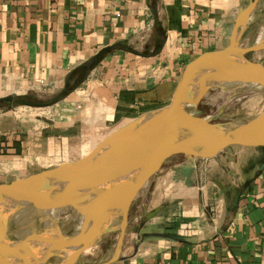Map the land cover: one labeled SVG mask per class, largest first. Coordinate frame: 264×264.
I'll return each mask as SVG.
<instances>
[{
    "label": "crops",
    "instance_id": "1",
    "mask_svg": "<svg viewBox=\"0 0 264 264\" xmlns=\"http://www.w3.org/2000/svg\"><path fill=\"white\" fill-rule=\"evenodd\" d=\"M244 4L0 0V96L68 89L45 119L0 118V183L33 161L54 163L68 141L90 148L113 128L165 106L186 64L227 44ZM178 165L152 177L149 197L132 214L130 202L114 259L108 261L117 232L108 231L74 264H264V145L223 147L201 159L191 183Z\"/></svg>",
    "mask_w": 264,
    "mask_h": 264
},
{
    "label": "water",
    "instance_id": "2",
    "mask_svg": "<svg viewBox=\"0 0 264 264\" xmlns=\"http://www.w3.org/2000/svg\"><path fill=\"white\" fill-rule=\"evenodd\" d=\"M255 3L256 0H247L238 8L225 46L204 51L186 64L165 106L142 113L116 127L75 160L62 161L56 166L0 183V264H51L46 259L51 255L58 256V251L67 247V256L53 264H74L78 254L95 242L93 236L105 218L117 214L118 224L107 228V232H117L114 250L108 260L111 261L119 250L132 198L164 158L182 153L187 162L175 170H181L187 177L195 167V157L215 155L229 144L264 145V108L257 113V126L238 130L183 107L186 99L195 98L197 101L207 87L219 85L213 81L217 74L229 75L241 83H257L264 88V65L244 55L248 49L264 46V42L250 47L238 44ZM105 49L97 51L84 64L88 65ZM199 71H206L203 86L200 90H192L191 81ZM67 90L63 86L47 100H29L19 94H6L0 96V103L46 106L60 99ZM71 170L84 172L72 174ZM96 191L99 193L92 194ZM19 199L71 206L81 216L77 231L72 235L54 237L41 230L18 240H8L9 205ZM53 228L57 231L58 226ZM33 239L47 243L43 253L37 252L29 243Z\"/></svg>",
    "mask_w": 264,
    "mask_h": 264
},
{
    "label": "rangeland",
    "instance_id": "3",
    "mask_svg": "<svg viewBox=\"0 0 264 264\" xmlns=\"http://www.w3.org/2000/svg\"><path fill=\"white\" fill-rule=\"evenodd\" d=\"M243 2L246 3V0H243ZM260 33L262 35H260ZM259 42H264V0H256V3L252 11L249 13V17L247 18L244 28L238 38V44L242 47L255 46L256 43ZM244 55L248 59L264 65V46L248 49L245 51ZM33 89L34 90L26 92L21 96L29 100H47L55 93L54 91L44 90L43 87ZM192 102H194V106L190 107ZM56 105V102L46 106H10L0 103V118L2 119V117L10 116L22 119H26L27 117L45 119V117H48L53 113ZM263 108L264 88L247 82H237L228 83V85H213L207 87L197 101L195 98H191L188 110L190 112L193 111L194 114L199 116L207 117L210 121L226 123L233 122L235 120L243 121L254 117ZM91 147L89 148V145L85 144L84 141H74L73 143L72 141H68V143L64 144L63 151L54 163L53 161L50 163H35V161H33L31 163L32 168L28 167L26 171H24L21 175H18L16 178L25 177L28 173L30 174V171L32 170L35 172L41 169L56 166L62 161L75 160L85 155ZM184 159H186V157L182 153H174L164 158L159 165V168L155 171V174L149 177L145 183L141 184L142 187L139 186L140 188H138L131 201L129 213L132 214V211L136 207V203H138L141 198L143 199L144 196H146V198L149 197L148 185L152 177H163L166 173H172V168L178 165L179 161ZM201 159H203V157L194 158L195 166L198 167ZM182 163H179V165ZM180 171L181 170H179L178 174L182 175L183 178L186 177ZM193 171H195L194 168L185 178L189 183L193 182V179L191 178ZM26 204L27 203L20 204L16 202L13 207H11L6 225V236L8 240L21 239L22 233L19 228L28 225L30 221H32L31 229H33V233L40 232L42 230V225L37 219L39 217L38 214H30V210L27 207H24ZM14 217L17 218L14 219ZM22 218L24 219L21 220ZM53 220L54 224L58 226L57 231L60 235H72L75 231H77V226L80 223L81 216L71 206L66 205L58 211ZM55 225H53V227ZM113 233L114 234L108 236L110 243H112L116 237L115 232ZM59 259L60 258L58 256L51 255L48 259H46V262L53 264L59 262Z\"/></svg>",
    "mask_w": 264,
    "mask_h": 264
},
{
    "label": "bare ground",
    "instance_id": "4",
    "mask_svg": "<svg viewBox=\"0 0 264 264\" xmlns=\"http://www.w3.org/2000/svg\"><path fill=\"white\" fill-rule=\"evenodd\" d=\"M260 35H262V34L260 33ZM205 72L206 71H202V72L199 71L194 76V79L191 81V89L192 90H200L202 88L203 76H204ZM216 76L217 77H215L213 79V81H214V83L219 84V85H226V84L228 85V83L239 82L229 75H227V76L223 75L222 76V75L217 74ZM248 83H250V82H248ZM250 84L259 85L257 83H250ZM259 86H261V85H259ZM190 100H191V98H188L183 102V107L187 108V110H188V107L190 104ZM192 106H194V102H192L190 107H192ZM205 118H207V117H205ZM257 123H258V120H257V115H256L254 117L245 119L243 121L235 120L233 122H226L225 125L227 127H231V128L240 130V129L253 128V127L257 126ZM71 171H73V172H71L72 174L73 173L79 174V173L84 172V170H78V171L71 170ZM98 193H99V191H96L92 194L95 195ZM92 194H91V196H92ZM16 202H18L20 204L27 203L24 207L25 208L27 207L30 210V214H34V213L38 214L39 217L37 219L40 221V223L42 225V230H45L46 233H48L49 235L54 236V237L59 234L58 231L54 230V228L53 229H51V228L54 225L53 219H54L55 215L58 213V211H60V209L64 207L63 204H61V203H58V204L48 203V202H43V201H39V200H35V199H31L30 201L26 200V199H19V200H16L15 203ZM15 203L10 204L9 209H11V207H13V205ZM24 218H22L21 220H23ZM118 219H119V217L117 214L112 215L108 218H105V220L102 222L101 228L94 234L93 239H98L102 235H104L107 232V228L116 226L119 222ZM89 222L90 221H88V223ZM31 223H32V221H30L28 223L29 226L25 225L24 227L19 228V230H21V233H22V238L26 237L27 235L34 234L32 231L33 229H31V226H32ZM88 223L86 225H88ZM78 226H79V224H78ZM29 243H32L33 248L36 249L37 252H40V254H41V252L43 253L45 251V247H47V243L41 242L37 239H33V241L29 242ZM67 251H69V247H67V249H65L64 251L59 250L57 253L58 257L59 258L62 257V259H64L67 256Z\"/></svg>",
    "mask_w": 264,
    "mask_h": 264
}]
</instances>
